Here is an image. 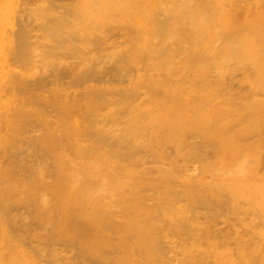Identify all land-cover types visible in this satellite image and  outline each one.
Returning <instances> with one entry per match:
<instances>
[{
    "label": "bare ground",
    "instance_id": "bare-ground-1",
    "mask_svg": "<svg viewBox=\"0 0 264 264\" xmlns=\"http://www.w3.org/2000/svg\"><path fill=\"white\" fill-rule=\"evenodd\" d=\"M161 8L160 15L139 18L142 35L125 37L126 47H113L110 52L119 51L124 59L160 56L156 65L166 68L170 66L163 58L170 53L168 41L174 38L180 43V38L188 34L187 20L200 33L209 35L211 29L215 33L220 31L225 37L223 61L228 57L235 60L243 57L258 70L264 69L254 61V46L249 44L260 35L259 30L242 34L237 29L241 19L235 13L223 12L210 20L191 0H178L173 7ZM38 14L46 20L41 28L52 37L61 39L69 33L65 25L67 15L55 16L42 7ZM172 15L176 17L173 21ZM254 18L264 21V14L259 12ZM78 19L75 15L74 20L78 22ZM145 31L149 32L148 39ZM77 40L73 38V42ZM28 44V29L21 25L10 37L12 57L24 56ZM191 55L194 66L207 68L209 61L202 52L195 51ZM82 66L84 62L78 59L68 71ZM195 91V97L184 100L177 96L176 89L168 87L160 102L132 107L124 118L87 117L78 125L70 114V103L53 98L51 102L61 115L51 119L43 108L29 107L23 98L14 104L13 99L5 95L0 99V230L34 229L33 223L26 220V211L40 226L47 220L53 222L51 229L38 228L43 241L61 235L75 239L78 244L101 238L100 243L107 245L103 236L122 229L102 225L106 217L102 212L103 204L95 203V177L102 185L119 183L130 174L142 182L173 180L181 175L178 167L182 164L178 158L184 159L190 153L196 160L185 168L184 178L189 189L199 191V200L205 205L213 204L214 209L197 215L195 228L186 226V234L199 238L203 249L192 254L191 248L185 245L182 264H264V171L259 173L257 160L261 145L239 140L241 135L264 130V98L252 97L241 107L232 106L227 99L220 106L205 88L196 87ZM236 120L239 124L233 126ZM34 122L41 126L36 133L29 130ZM144 130L154 138L146 143L148 149L158 158L167 160V165L164 162L159 168V175L145 168L132 171L141 165L142 158L133 154L137 143L125 137L139 135ZM187 133L200 137L201 145L209 146L212 155L201 156L195 144L187 151L181 150L179 147ZM75 134L87 135L85 147L75 141ZM109 137L117 142L99 152L96 139ZM163 140L176 145L174 155L162 148ZM68 149L76 159L68 155ZM262 150L264 153V143ZM236 153H240L239 159L233 157ZM250 156L254 160H250ZM114 166L119 167L120 172L114 171ZM134 218L141 224L138 215ZM220 223H224L223 228L219 227ZM139 227L124 228L123 232L130 239L123 238L118 244L138 248L145 258L157 261L161 257L160 238L144 230L140 232ZM87 247L89 249L88 244Z\"/></svg>",
    "mask_w": 264,
    "mask_h": 264
},
{
    "label": "rangeland",
    "instance_id": "rangeland-1",
    "mask_svg": "<svg viewBox=\"0 0 264 264\" xmlns=\"http://www.w3.org/2000/svg\"><path fill=\"white\" fill-rule=\"evenodd\" d=\"M176 1L0 0V99L6 95L15 104L23 98L29 107L43 108L47 117L57 119L60 110L57 112L51 102L56 98L71 104L69 111L74 124L78 125L87 117L124 118L132 107L160 102L168 87L176 89L177 96L184 100L196 96V87H203L220 106L227 99L232 106L241 107L252 97L264 98V69L258 70L254 63L243 57L236 60L228 57L223 61L225 37L219 34L220 31L215 33L211 29L209 35L200 33L187 20L188 34L180 38V43L174 38L168 41L170 53L163 58L170 66L166 68L156 65L160 56L124 59L121 52H110L113 47L125 48V37L138 38L143 34L138 24L140 17L160 15L162 6L173 7ZM191 1L202 8L210 20L223 12L235 13L241 19L237 29L242 34L258 29L260 35L249 44L254 46V61L264 67V21L254 20L259 12L264 14V0ZM40 7L52 11L55 16L67 15L65 25L69 33L56 39L45 32L41 26L46 20L38 14ZM75 15L79 16L78 22L74 20ZM174 19L176 17L172 15L171 20ZM21 25L28 29L29 44L24 56L13 58L10 37ZM144 35L149 38L148 31ZM74 37L78 38L77 42H73ZM195 51L205 55L209 61L207 68L194 66L191 53ZM78 59L84 66L68 71L72 62ZM238 124L236 120L233 126ZM40 129L39 122L29 127L32 133ZM73 137L80 146L87 145V135L75 134ZM125 138L137 143L133 154L142 158L141 165L132 171L145 168L159 175V168L164 162L167 165V160L158 158L148 149L146 143L154 140L148 131L128 134ZM239 140L261 145L257 160L258 171L263 173L264 130L251 131L241 135ZM115 141L112 137L97 138L95 146L101 152L114 146ZM192 144L198 147L201 156L212 155L210 147L201 145L200 137L193 133L186 134L179 148L187 151ZM162 148L169 155H174L177 149L170 140H163ZM67 152L75 158L70 149ZM233 157L239 159L240 153ZM249 158L254 160L252 156ZM178 160L182 164L178 167L181 175L173 180L142 182L130 174L119 183L102 185L95 177V203L103 204L102 212L106 217L102 225L122 229L119 233L111 231L103 236L107 245L100 243L101 238L78 244L75 239H65L61 235L43 241L38 228L51 229L53 222L47 220L40 226L25 211L26 220L33 223L34 229L0 230V264H182L185 245L191 248L192 254L203 249L200 239L187 235L185 228H195L197 215L212 211L214 207L203 204L198 198L199 191L189 189L184 178L185 168L195 162V156L188 153ZM112 169L120 172L117 166ZM136 215L141 224L135 221ZM135 223L140 225V232L144 230L150 236L160 238L161 257L157 261L145 258L138 248L118 244L123 238L130 239L123 229L137 228L139 225ZM223 226L224 223L219 224L220 228Z\"/></svg>",
    "mask_w": 264,
    "mask_h": 264
}]
</instances>
